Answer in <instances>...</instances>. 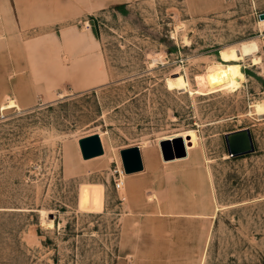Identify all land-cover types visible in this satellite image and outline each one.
<instances>
[{"label":"rangeland","instance_id":"374dc122","mask_svg":"<svg viewBox=\"0 0 264 264\" xmlns=\"http://www.w3.org/2000/svg\"><path fill=\"white\" fill-rule=\"evenodd\" d=\"M260 12L0 0V264H198L206 238L201 264H264ZM240 128L252 150L230 157ZM90 133L103 154L84 160ZM165 139L184 156L164 160ZM131 145L143 167L122 179Z\"/></svg>","mask_w":264,"mask_h":264},{"label":"water","instance_id":"95a60500","mask_svg":"<svg viewBox=\"0 0 264 264\" xmlns=\"http://www.w3.org/2000/svg\"><path fill=\"white\" fill-rule=\"evenodd\" d=\"M259 19H264V12L258 13ZM227 155L238 156L250 152L252 144L246 128L229 131L223 134ZM78 150L82 159H88L102 153L101 144L96 133H90L77 139ZM160 153L164 160L184 156V148L178 139L175 147L170 146V140L165 139L159 144ZM122 171L126 174L142 170L140 150L137 145L120 148L118 150Z\"/></svg>","mask_w":264,"mask_h":264},{"label":"crops","instance_id":"0c3cea01","mask_svg":"<svg viewBox=\"0 0 264 264\" xmlns=\"http://www.w3.org/2000/svg\"><path fill=\"white\" fill-rule=\"evenodd\" d=\"M11 108H13V107H11ZM8 109H10V108H8ZM98 135V134H97ZM98 137H99V135H98ZM100 140V139H99ZM100 143H101V141H100ZM101 146H102V144H101ZM139 148L141 149V146H139ZM139 149V150H140ZM140 156H141V154H140ZM98 157V156H97ZM95 158V157H94ZM92 159V158H91ZM142 160V159H141ZM119 169H120V166H119ZM120 171V170H119ZM121 172H123L122 171V168H121V171H120V174H121ZM127 175H125L124 174V172H123V174H121V178L123 179V178H125ZM131 190H132V188H133V190H134V186H133V184H130L129 186H128ZM206 242H207V238H206V241H205V245H206ZM205 245L203 246V250H202V254H201V257H200V260H199V263L198 264H201V260H202V258H203V255H204V249H205Z\"/></svg>","mask_w":264,"mask_h":264},{"label":"bare ground","instance_id":"6f19581e","mask_svg":"<svg viewBox=\"0 0 264 264\" xmlns=\"http://www.w3.org/2000/svg\"><path fill=\"white\" fill-rule=\"evenodd\" d=\"M259 23L260 24H262V25H264V19H259ZM225 77H226V79L227 80H233V78H231V76L228 74V73H226L225 74ZM99 138V137H98ZM100 141V140H99ZM101 144V143H100ZM102 147V146H101ZM139 147V146H138ZM140 149V148H139ZM141 151V150H140ZM103 154V153H102ZM101 154V155H102ZM100 156V155H99ZM94 157H97V156H94ZM94 157H91V158H94ZM91 158H88V159H91ZM88 159H84V160H88ZM173 159V158H172ZM125 175H128V174H126V173H124ZM130 174V173H129ZM122 180V179H121ZM122 184L124 185V181L122 180ZM52 217V216H51Z\"/></svg>","mask_w":264,"mask_h":264},{"label":"built area","instance_id":"2783aa9c","mask_svg":"<svg viewBox=\"0 0 264 264\" xmlns=\"http://www.w3.org/2000/svg\"><path fill=\"white\" fill-rule=\"evenodd\" d=\"M114 185H115L116 188H118L121 185V183L118 182V180H116L115 183H114Z\"/></svg>","mask_w":264,"mask_h":264}]
</instances>
